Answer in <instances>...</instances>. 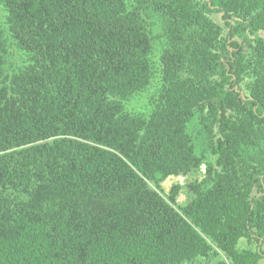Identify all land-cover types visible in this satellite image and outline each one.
<instances>
[{"label":"trees","instance_id":"obj_1","mask_svg":"<svg viewBox=\"0 0 264 264\" xmlns=\"http://www.w3.org/2000/svg\"><path fill=\"white\" fill-rule=\"evenodd\" d=\"M204 160L187 203L159 192ZM263 245L264 0H0V264H261Z\"/></svg>","mask_w":264,"mask_h":264},{"label":"rangeland","instance_id":"obj_2","mask_svg":"<svg viewBox=\"0 0 264 264\" xmlns=\"http://www.w3.org/2000/svg\"><path fill=\"white\" fill-rule=\"evenodd\" d=\"M149 20L152 23L153 35L155 37L156 45L157 47L162 48V45L166 44L164 22H162L156 16L152 17ZM154 66L156 70V72L154 73L155 77L153 78V80L150 82V85L146 89H144L142 92L130 98L129 104L127 105L129 109L135 111L142 110L145 113H147V111L150 110L152 98L154 96H158L159 91L162 87L161 78L160 76H158L159 75L158 70H160V61L158 55L154 58ZM188 127L194 139L196 153L201 155L203 158H206L205 154L209 152V148L205 144L206 133L205 130L203 129L202 117H200V115L194 116L190 120ZM207 170H208V165L207 162L204 160L201 163L200 167L194 169L193 171L181 173L177 176L174 175L168 176L158 190L167 199H171V195H172L173 196L172 200H174L172 201V203L174 206L183 205L187 203L191 198L190 183L196 179L205 176ZM179 176H184V177L181 180ZM175 183H179L180 188L177 191V193L172 194L170 190L173 184ZM239 247L248 248V247H255V245L249 244L247 239L244 238V239H240ZM217 260L219 259L212 257V260L209 261V264H213ZM260 262L261 264H264V258H262Z\"/></svg>","mask_w":264,"mask_h":264},{"label":"water","instance_id":"obj_3","mask_svg":"<svg viewBox=\"0 0 264 264\" xmlns=\"http://www.w3.org/2000/svg\"><path fill=\"white\" fill-rule=\"evenodd\" d=\"M184 176H179V178L182 180Z\"/></svg>","mask_w":264,"mask_h":264}]
</instances>
